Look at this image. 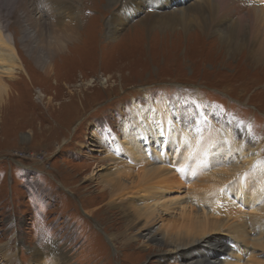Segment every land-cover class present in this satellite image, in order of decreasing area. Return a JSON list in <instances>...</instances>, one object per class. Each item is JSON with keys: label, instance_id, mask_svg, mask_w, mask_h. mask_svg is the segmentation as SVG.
<instances>
[{"label": "rangeland", "instance_id": "obj_1", "mask_svg": "<svg viewBox=\"0 0 264 264\" xmlns=\"http://www.w3.org/2000/svg\"><path fill=\"white\" fill-rule=\"evenodd\" d=\"M29 1L33 26L38 22L53 26L58 20L65 27L66 21L75 19L78 27L67 41L56 34L60 47L54 50L51 72L46 73L24 47L22 24L8 18L15 0H0L23 62L18 59L20 67L12 79L6 78L8 92L0 98V264H184L186 260L178 254L169 253L167 259V248L146 245L141 236L128 246L121 239L109 240L111 234L125 232L124 211L113 203L99 176L118 166L125 169L126 163L127 167L132 164L127 170L132 175L167 165L174 178L167 179L171 192L166 200L189 197L187 188L194 182L182 178L183 160L176 158L179 152L191 150L183 136L192 141L193 148H207L213 157L205 155L200 161L206 166L201 169L190 168L197 170L194 178H201L205 186L222 184V178L210 172L246 168L249 158L243 154L250 149L264 159V57L247 47L229 51L215 33L199 34L196 27L179 34L143 24V18L158 9L150 7L148 0L138 1H143V9L128 15L115 35L107 30L115 14L127 12L131 0H73V15L70 10H52L49 0ZM167 1L176 7L177 0ZM223 2L229 6L228 0ZM248 15L240 13L246 27L253 25ZM232 20L226 17L224 27ZM159 103L168 104L170 111H164L173 133H165L172 136L164 149L166 155L170 150L169 161L160 159L164 158L160 150L164 141L152 142L154 134L145 133L151 126L160 127ZM148 109L155 114L140 134L150 138L137 141L143 145L133 152L125 143L132 134L123 127L138 130V119ZM186 118L189 126L182 124ZM217 134V141L211 142L210 137ZM225 151L233 152V157ZM146 152L156 157L145 155L141 162ZM244 179L249 181L250 176ZM252 180L247 184L254 188ZM230 184L238 190L236 180ZM193 197H199L196 203L200 205L208 198L209 209L221 202L220 196L203 195L202 187ZM140 201L145 204L149 198ZM174 202L170 209L174 213L190 204L186 199ZM239 209L242 214L251 211L242 204ZM245 255L237 259L229 253L224 259L239 264H253L254 259L264 262L263 254L248 262Z\"/></svg>", "mask_w": 264, "mask_h": 264}, {"label": "bare ground", "instance_id": "obj_2", "mask_svg": "<svg viewBox=\"0 0 264 264\" xmlns=\"http://www.w3.org/2000/svg\"><path fill=\"white\" fill-rule=\"evenodd\" d=\"M72 1L73 0H49V3L50 5L51 2L53 3L51 9L54 7V11L59 9H65V11L70 10L73 15L75 9L71 6ZM138 1L139 0H131L126 6L125 10L128 14L126 12L124 15L120 13L121 16L117 14L114 15V20L107 30L108 33L111 32L110 34L113 35L117 31L118 25L126 23L128 15L139 14L144 5L141 4L143 1H140V4H138ZM29 3V0H15L12 5V11L7 15L8 18L13 17L18 23L20 22L22 24L23 35L21 39L25 44L24 47L27 49L28 54L46 73H50V64L52 63L54 50L57 51L56 49L60 47L55 40L56 34H58L61 40L67 41L73 33L77 32L78 22L75 19H73L71 23L66 21L65 27H62L57 20V24H52L53 26L43 25L41 22H38L39 26H33V23H31V20H33L32 12L28 8ZM148 3L150 7L154 6V8H158L159 10L157 9V12L147 14L143 18V21H141L143 24H149V26L156 27L161 31H175L179 32V34L188 32L193 27H196L199 34L210 35L215 33L217 40L224 44L229 51L247 47L254 55L264 57V12L258 9L262 8L264 11V3L262 2L257 4L255 0H228L229 6L226 5V7L223 4V0H177L176 7H172L174 3H171V1L168 2L167 0H148ZM223 6L225 8H223ZM243 12L253 17V25L249 27L244 25L240 17V13L242 14ZM125 15L126 17L122 18V16ZM4 17L5 14L0 7V98H3L8 92L7 87L9 84L6 83V78L12 79L17 69L20 67L19 63H17L18 59L22 62L20 50L18 51L16 45L15 36L8 26V19L6 20ZM226 17L233 19V22L231 21L225 28L224 26L226 24L224 20ZM249 30L252 33H246V31ZM22 68L24 69L23 64ZM167 108L168 104H160L159 113L156 112L157 115H162L157 121V125H160V127L155 128L151 126L147 128L145 132L146 134H154L155 139L151 140L152 142L158 143L164 141L165 146H160V150L164 153V158L160 157L162 161L170 160V150H167L166 155L164 149L167 146L166 142L172 137L169 135L171 136L169 138L167 135L173 134L172 127L166 125L170 124V119L168 120L167 115V118L164 117V111L170 112ZM153 114L155 113H153L152 109L147 110V114L144 118L141 114L138 119V130H134L131 128L132 126L127 129V125L123 127L125 133L127 132L133 135H130L129 139L125 141L126 146L127 144L131 145L129 148H131L133 152H136L137 145L139 147L143 145L141 143L138 144L137 141L140 139H146L148 141V137L150 138L149 135H147V138L141 137L140 133L143 130L141 127H143L144 123L148 124V122L151 121L150 117L151 115L154 116ZM188 122L189 118H186L182 123L183 126H189L186 124ZM163 129L166 132L163 133ZM206 132H208V130ZM165 133L167 135H165ZM204 133L205 130L202 129L200 134L203 135ZM214 133L215 132H213V134ZM161 137L164 139L161 140ZM183 138L185 142L187 141L191 150H188V152L184 150V153L179 152L176 154V158L180 157L183 160L185 171H183L182 178L187 180V182L193 180L194 183H191V188H187L188 193L192 194L191 196L186 198L178 196L174 198L179 201L186 199V202H190V204L188 203V205L180 207L179 209L181 210L176 213L171 212L170 209L172 210L174 208L172 204L177 202H174V199L166 200V194L171 192L170 184L167 182V179L174 178L173 171H171L172 167L169 168L170 166H156L157 168H148L137 174L135 173L136 175H132L127 174V170L132 167V164L131 167L130 164L127 167L126 163L125 169L118 166L99 176L101 184L106 186L105 189L110 191L113 203L117 202L119 207L124 211L125 232L111 234L109 240L121 239L120 242L128 246L134 242L136 238L141 236V238H144V244L146 245L152 243L160 244L159 246H161V248H167L168 255L169 253L178 254L177 256L186 260L184 264H210L209 262H215L216 264H239L236 261H228V258L224 259V256L230 253L231 256L238 259L241 257V254L245 252L246 262H248V259L252 256L256 257L257 254L264 255V159L259 158V155L250 149L246 155L242 153L244 157L248 156L249 158L246 168L243 167L240 169V167H236V169H233V167H235L233 166L227 172H210L211 175L217 174L220 176L222 178V184L218 185V187L217 185L212 187L209 185L210 183L208 184L209 186H205L201 178L197 180L194 178L197 170L190 168L191 166H198L199 169L203 166L205 167V163H202L200 160L205 158V155L209 156L211 153H209L210 151H208L207 148L204 149V147H199L197 149L193 148L191 145L192 141H188L186 136H183ZM210 138L211 142H216L219 136L217 134V136L214 135V137ZM204 140L207 142V138H204ZM171 145L172 142L170 143V146ZM178 145L181 144L178 143ZM158 146L159 145H157V147ZM225 152V154H229L230 157H233V152ZM219 153L222 155L223 151L221 150ZM145 155L148 156L149 159H151L152 156L156 157L153 153L146 152L141 156V162L146 157ZM133 156L137 159L140 158L135 155ZM209 158H213L212 155H210ZM193 160L199 161L194 162ZM116 165H118V163H116ZM229 172L232 173L229 176H225L229 174ZM246 176H250L249 181L254 179L252 180V182H255L254 188L248 185L249 181L244 179ZM229 179L237 181L238 190L231 188ZM159 183H162V185ZM178 184L182 186L180 180ZM200 187L203 188V195L207 197L220 196L219 198L223 203L221 204V202H219L218 206H214V208L210 207V209L207 208L205 203L208 198L202 199L203 206L200 205L201 202L196 203L199 197L196 199L193 196L198 193ZM250 188L254 189L253 192H251ZM147 197L149 198V202L147 201L148 203L145 204L141 203L140 200H144V198ZM189 198L193 200L190 199L191 201H188ZM135 199H138V202H136ZM153 200H155L156 203H152ZM240 204L245 205L251 211L247 214H242L241 209L243 210L244 208L239 209ZM197 205L200 209L196 207ZM166 213H169L170 216L165 215ZM159 222L161 225L154 228ZM135 230L138 232L133 234ZM160 230L162 234L159 236V233H161ZM145 232L150 233L146 234ZM222 237H224V240H220ZM145 241L147 243H145ZM211 246H214V249ZM193 254L198 255V259L193 257ZM170 257L169 255L166 258L168 259ZM205 259L210 260L208 261ZM256 261L257 260L254 259L252 261L254 262L253 264H264L262 261Z\"/></svg>", "mask_w": 264, "mask_h": 264}, {"label": "snow or ice", "instance_id": "obj_3", "mask_svg": "<svg viewBox=\"0 0 264 264\" xmlns=\"http://www.w3.org/2000/svg\"><path fill=\"white\" fill-rule=\"evenodd\" d=\"M262 3H264V0H262ZM251 125L248 126V130L250 131L251 130Z\"/></svg>", "mask_w": 264, "mask_h": 264}]
</instances>
